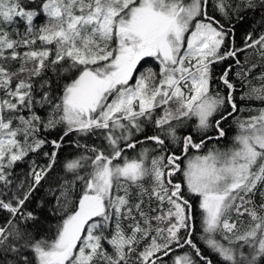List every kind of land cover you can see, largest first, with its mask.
I'll return each mask as SVG.
<instances>
[{
    "label": "snow or ice",
    "instance_id": "1",
    "mask_svg": "<svg viewBox=\"0 0 264 264\" xmlns=\"http://www.w3.org/2000/svg\"><path fill=\"white\" fill-rule=\"evenodd\" d=\"M31 3L0 0V197L17 162L52 151L0 198L11 217L0 264H264V107L247 106L264 104V32L242 46L234 33L264 0ZM18 22L23 32L7 30ZM230 59L217 76L213 66ZM230 119L231 142L207 148ZM59 126V139L41 138ZM148 126L154 134L140 138ZM70 133L99 143H76L83 151L64 165L72 179L48 190L59 222L37 237L27 225L39 217L23 208Z\"/></svg>",
    "mask_w": 264,
    "mask_h": 264
},
{
    "label": "trees",
    "instance_id": "2",
    "mask_svg": "<svg viewBox=\"0 0 264 264\" xmlns=\"http://www.w3.org/2000/svg\"><path fill=\"white\" fill-rule=\"evenodd\" d=\"M25 4L28 5V7H35L33 3H31V0H24ZM44 20V17L41 16L36 23H42ZM235 23V22H234ZM19 27L20 31L23 32L24 30V24L23 22H18L17 25H13L12 27L7 28L8 31H12L13 28ZM248 32L253 33V38L258 36L260 33L264 32V10L262 9H257L255 11H247L244 13V20L242 23H235L234 27V33H235V43L237 46H242L243 45V40L244 37ZM251 53V50H249ZM243 60L244 57H241ZM249 63H257L258 58L255 55H249L248 57ZM228 63H232L231 59L228 61L220 62L216 65H214V73L218 76L220 75L224 68L227 66ZM145 67H153L156 68V64L152 63L151 61L149 64L144 65ZM259 74V69L253 70V75H258ZM232 76L235 77V72L233 71ZM65 81H61L60 86L56 87L54 86V91L55 95H59L62 89V85ZM253 83H256V81H253ZM218 90L224 91L223 85H219ZM246 90L245 88H240L238 85V93L239 92ZM2 95V93H0ZM244 107L245 105H241ZM253 108H259V107H264V104H261L259 101H249L248 105ZM40 114L42 116H46L47 110H41ZM242 115L246 116L248 115L247 112H244ZM218 117H215L214 119H217ZM195 121L190 122L189 126L186 128H181L178 129V135H186L189 132L193 131V128L191 124H194ZM225 127V130L227 132V137L224 138L223 140L217 142L213 140L211 143L207 145V148L212 147L213 144H217L220 146L221 144H228L231 142L232 137L235 134L236 131V126L230 119L227 123L222 125ZM147 131H145L140 138H142L143 135H152L155 132V129L152 126H148L146 128ZM63 135V126H59L56 129L52 130H46L42 129L41 130V138H46L47 140H53V139H59V137ZM195 139H199V136H195ZM79 142L81 145L83 144H94V143H99L97 139L93 138H85V137H78L77 134L75 133H70L68 136L65 137L64 139V144L63 147L60 149L59 154H58V160L57 164L54 168V170L50 173L49 176V182H42V185L35 191L31 199L26 202L24 205L23 211H31L34 212L38 217L39 220L33 223H29L27 227L32 230L35 229V234L37 237L41 235H51V231L55 230V226L59 222V216L54 214V205L55 201L48 195V190L49 188H56L60 182H62L64 179H72V174L71 173H66L64 169V165L68 160H71L75 156H78L81 154L83 149H78L76 147V143ZM146 147H151V145H145ZM207 148L204 149V151L207 150ZM52 148L50 145H46L39 153H29L28 157L25 158L24 161L17 162V164L11 169L12 173V180H13V185L11 187V190L7 191L6 194L3 197L4 199H8L11 195L12 192L15 191V186L21 181L25 179V174L29 171L31 167L32 161H35L36 165L42 166L46 165L48 163L47 157L43 155V152H51ZM176 151H179V149H176ZM129 155H134L131 150H129ZM2 187V186H0ZM256 203L259 204L261 202L260 197L257 196L256 198ZM41 201H43V206H39ZM155 207V204L153 203L152 205ZM195 216V224L197 228V233L196 235H199L200 231V210L198 208V202H197V207L194 212ZM10 215L4 211L0 210V226H4V224L7 222L8 219H10ZM246 219V218H245ZM16 221L20 220V217L17 216L15 218ZM21 227H24L23 224L20 225ZM51 230V231H50ZM201 247L204 248L203 243L201 242ZM110 250V248H109ZM206 250V249H205ZM167 259V258H166ZM213 259L214 261L217 259L215 255L213 254Z\"/></svg>",
    "mask_w": 264,
    "mask_h": 264
},
{
    "label": "rangeland",
    "instance_id": "3",
    "mask_svg": "<svg viewBox=\"0 0 264 264\" xmlns=\"http://www.w3.org/2000/svg\"><path fill=\"white\" fill-rule=\"evenodd\" d=\"M145 67V66H144ZM143 69H141V71H142ZM1 95V94H0ZM147 131V130H146ZM229 144V143H228ZM228 144H221L220 146H227ZM137 151H139V146H138V148H137Z\"/></svg>",
    "mask_w": 264,
    "mask_h": 264
}]
</instances>
